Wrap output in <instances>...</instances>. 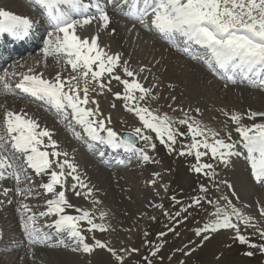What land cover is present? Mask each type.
<instances>
[{"label": "rangeland", "instance_id": "obj_1", "mask_svg": "<svg viewBox=\"0 0 264 264\" xmlns=\"http://www.w3.org/2000/svg\"><path fill=\"white\" fill-rule=\"evenodd\" d=\"M17 1H21L22 6H24L25 9L30 8L25 3L27 0H2V2L4 3L8 2V4L6 5H10L9 7L13 8L20 7ZM103 1L105 2V0ZM22 6L21 8L25 10ZM28 12H30V15L35 14V11L32 12L31 9H29ZM116 13L117 11H115V14ZM116 16L115 17L123 23V26H125L124 28L127 29H132L134 26L140 24V22H125L121 20V17L118 14H116ZM39 25L41 26L43 24ZM135 28L136 27H134V29ZM138 28L141 31L146 30V27L140 26ZM51 32L56 33L57 31L54 29ZM48 33L49 31L46 32L47 39L50 38V36H48ZM58 35L62 36L60 34ZM43 36L44 35L42 34L41 38H43ZM152 38L154 39L153 42L156 44L155 38L153 36ZM47 39L45 40L44 44H47ZM128 41H131V37L128 38ZM147 43L148 41L145 43L146 47H143L140 41H136V47L139 49V56L144 59H149L147 65H140L142 68L146 69L144 72L139 71L138 67L140 66L136 68L141 74L146 72L154 73L158 69V63L167 62V50H163L160 53H157L158 49H160V47L157 46L156 51H151L149 50V48H147ZM44 44L40 42V46L38 47L40 49L36 50L37 45L33 43V51L19 55V58H23L24 60L23 64L18 66L19 68L17 66L11 68L9 67V65L7 66L10 69L8 71L5 70L3 75H5L6 79L10 81H7L5 85L11 88V81L13 82L14 79L22 81L23 79L21 77L25 75H44L46 77V69L48 70V67H50L54 71L65 74L66 79L71 76H79V72H73L71 66L67 64L68 57L65 54L59 53L55 56L44 54L42 52ZM132 45H135V43L132 42ZM20 47L21 49H24L23 47L25 46ZM13 57H11L9 60H12ZM45 59L48 60V64L46 66L44 65ZM10 64L12 65V62H10ZM67 65L68 67H66ZM7 73H9L11 76L7 77ZM14 75L15 77H12ZM165 76L166 74H158V78L152 76L153 79H150L151 81H149V83L144 84L145 87L152 88L154 91L157 89V95H155L156 98H152V95H150L144 101H140L139 103L141 104V106L148 107L154 114L158 116L163 117L164 114H167L171 121L175 122L174 127L178 128L179 132L185 133L184 136L177 138V151L172 153H169L167 148L160 143L157 134L153 130L147 129L143 125V122L139 120V117H137L134 112H129L127 114L128 111L124 107V101L116 99L114 97L113 94L115 92L123 91V86L121 84L117 82L114 87H112L111 85L112 92H110V94L108 95L110 97H104L106 95V90H104L101 94V90L99 89V85L97 82L96 94L89 93V97L92 98L95 96H101L100 100L109 98L108 100L102 101V103L105 106L107 102L105 106L107 108V111H105V113L107 116H111V123L108 124V126L113 128V130L119 134V138L120 134L122 133L131 134L134 136V138H137V145L135 146L136 150L131 149L132 151L129 156H126V158L130 160L127 161L116 158L115 163H113L112 166L110 163L113 162L114 155H116L115 157H122L121 153H110L112 158L111 161H109L110 155L108 156V163H106V154L102 155L101 158L96 160L94 157H97L96 153H98V149L100 147H97L96 150V145L90 144L89 146H87V150L84 149L86 145H88V143H80L79 141L90 140L87 137L82 136L83 132L73 128L69 123V114L67 111L68 109L62 114H52L40 104L34 103L32 101V98L30 99L28 97V94H26L27 96L23 95L19 97L27 104V106L31 110H35L36 108H38V112H42L54 126V128H60L62 130L61 134L63 133V135L67 136L70 140L71 145L67 146L68 148L63 145L65 148L63 147V150L60 149L59 152L63 153L64 151V153H67L68 155L66 158L70 161V163L76 165L77 172L74 173V175H79L80 184L83 183V185H87V187L84 188L78 186L77 189L81 190V192H85V195H87L89 199L87 202L80 201L75 194L74 199L68 200L69 198L66 195L69 204H71L73 207L65 208L64 215H71L73 217L79 218L81 215H83L84 212H88L93 220V223L104 225V231H88L90 225H88L87 221H84L82 225L79 224V230L81 231L82 235L86 237L87 243L92 244L94 243V238L99 239L102 242L108 244L109 247L114 248L118 254L124 255V264H144L145 256H148L149 259H152L153 264H264V251H262L259 247L252 248L248 244L240 243L236 239L237 232L234 229H221L218 232L209 233L210 239L206 241H202V237L196 235V230L198 228H202L205 224L214 223L216 221V213L217 209L219 208L222 210V213H227L232 216L233 223H239V234L246 236L252 244H264V238L260 236V231L264 230V225L246 226L242 219L237 220L236 216L233 214V209H235L236 212H241L242 216L243 212L237 207V203H239L240 205V202L242 204L243 201L241 198L236 197L235 195L233 196V194L230 193L227 187L229 183H224L225 181H227V176L223 174V171L228 167H230L234 171L239 163L243 165V169L247 173L252 175L251 168L249 167L251 161L250 159L247 160V149L244 146L241 148V137L235 136V130L231 126L226 129L227 133L223 136L224 138L222 137V135H219L224 131H222L220 127L221 124L218 125L217 122L221 121V119H225L227 120V122L230 121L228 117L226 119V116L224 115L225 111L220 108L221 105L228 103V90L223 91V89H219L212 92L215 99L212 112H197L189 105L177 106L176 109H173L176 110L175 112L169 111V108L171 107H167L164 103V100L162 99V101H160V96H158L159 89L161 91L162 88L157 87L154 84L152 85V81L157 80L159 82L160 79L166 80ZM90 77L91 76H89L88 79L91 80ZM146 79L147 75L145 76V80ZM79 81L80 79L72 81L71 84L75 85L76 82ZM0 85L4 84L0 82ZM5 85L4 90L3 88L1 89L3 93L7 91V86ZM8 94L9 93H6L5 95L10 97L13 96ZM92 98H89L90 102L86 106L95 109L96 105L91 103ZM1 101L3 103L4 99H2ZM28 104L33 105L36 108L29 106ZM113 104H115V107H112ZM129 106H132L131 102H129ZM99 111L100 113H103V116L105 115L102 109L99 108ZM185 114H187L188 117H191L200 125L202 129L205 130V135L207 136L210 144L214 143L215 139L221 138L227 142L228 134L231 133L230 142H234L236 144L235 151L241 153V155L238 156V163L235 164V160L237 157L233 156L231 157V163L229 164V166L225 167L223 164L219 163V161H214L211 158L210 149H208L209 155L202 157L201 161L203 163L213 164V171H210L208 176L196 174L191 171V166L197 163L194 154L184 156L178 154L183 146L192 143V134L189 133L188 127L186 125H180L178 123L180 119L185 118ZM204 114H216L217 119L216 121L211 123L212 121L210 120L206 121V119L204 118ZM116 117H118V123H115L113 125V120H115ZM137 128H141L142 134L150 136L151 140L146 141L141 139L140 136L135 133V129ZM209 133H217L218 135L211 136ZM50 134L52 139L54 137V131L51 130ZM6 135L8 136V134L4 133L2 128H0V136L3 137ZM80 135L81 138L78 141V137H80ZM46 139L47 143L50 144L47 137H45V140ZM197 139L203 140L204 137L198 136ZM8 141V139L3 140L4 147H6V149L4 150V147L0 149V154L8 156L12 164L16 161L24 162L23 156L20 153L15 152L14 150H9ZM153 143L156 145L154 150L151 148V144ZM42 144L44 145V142ZM237 144L240 146V148ZM79 147L81 153H79L78 158L75 159L72 155V152L74 149H78ZM91 147H93V149ZM139 149H143L151 157V161L143 167L136 164V167H131L133 162H137L139 160V157L136 153V151H139ZM200 150L204 151L203 148H200ZM243 150H245L247 154ZM47 151L49 153L58 151V146L54 149L51 145H48ZM258 155L259 154L257 153L256 157H258ZM60 157L62 158V160L65 159L63 155H61ZM52 158L53 160L56 159V157L53 156ZM86 163L99 168L102 173L106 174L105 176L109 175L110 177H112L117 184L113 191L114 193H117V195H121L122 197L118 198L114 195H110L108 197L102 196V193L100 192L101 190L96 187V183L93 177L83 176V172L86 173L87 170L86 167H84ZM118 163H120V165L116 167L115 165ZM109 164L111 167L106 168L109 166ZM56 168L57 165L54 163L52 169L56 170ZM18 169L23 170V177L26 178L21 179L19 184H17V182L10 175L9 178L7 177V182H5V180L3 181L2 186L5 189L9 187L12 188V192L14 195L18 194L21 198H23L24 202H15L19 205H14L15 207L21 206L26 210L28 209L29 212H32V214L30 215L29 213L28 215L24 216V212L26 211H22L21 213H19L20 215L12 217L9 222V220L5 221L4 219L6 218V214H8L7 209L0 208V264H65L64 262L68 264H117L115 257L104 249H96L91 254L84 253L81 250H76L77 243L75 239L73 237L65 238L66 235L65 237H61L60 233H58V229H56L57 227L50 230L46 228V231L45 229L38 230L40 228L38 225H55L54 221H52L51 223L50 221L53 220L52 216L58 213L55 214L49 212L50 209L47 204L48 200L54 199L53 197L55 196V193H47L46 189L43 188L42 183L45 184L49 181L44 182V180H39V182L36 177L32 176L29 173L27 164L23 163L22 166H18ZM64 172H66L65 176L67 175V179L65 182L62 178V183H65V187L63 185L55 186L56 192H59L61 190L66 191L68 186H73L71 184H74V182L77 183V181L73 179V174L68 175L70 169ZM154 173H159V175L154 177ZM160 177L163 178L162 181ZM45 179L47 180L49 178ZM153 179H155L156 181L155 184L151 183ZM201 184L205 185L208 188L207 193L200 191ZM21 188L25 189L26 191L24 193H20L18 189ZM89 190L91 191L89 192ZM2 194L3 192L0 187V199L3 198ZM192 197H200L202 199V203L198 207L189 208L186 212L184 211V209L192 203ZM225 197L227 199H225ZM24 198L27 200V202ZM209 200L212 201L211 204L207 202ZM1 204L2 203H0V205ZM10 206L13 205H11L10 203ZM248 206L252 208L250 204H248ZM67 210L72 211V213L67 212ZM165 213H167V215H165ZM177 213H179V216H176ZM185 216H187V220H184ZM21 217L22 219H20ZM152 217H155V219H152ZM170 217H176V219L179 220L180 223H175ZM33 223L37 231L40 232H37L34 226L32 227ZM25 227L28 228V231H25ZM169 227H174L175 233H168L164 237H160L158 235L160 232H167ZM22 231H25V233L23 234ZM53 231H55L56 233H54ZM145 232L148 233L147 237H145ZM30 233L33 239L39 241L42 237H44L47 238V240H40L39 243H33L32 239H28ZM176 233H179V235H176ZM25 236L27 240L24 238ZM147 241H151V246L147 244ZM122 248H137L139 249V251L137 253H133L131 256H128L125 253H121L120 250ZM155 249H159V253L156 257H152L150 255V252L155 251ZM177 249H181L182 251H177ZM189 250H191V254L185 255L184 252H187ZM249 251L253 252L252 256L246 255V253ZM161 257H163V260H161Z\"/></svg>", "mask_w": 264, "mask_h": 264}, {"label": "snow or ice", "instance_id": "obj_2", "mask_svg": "<svg viewBox=\"0 0 264 264\" xmlns=\"http://www.w3.org/2000/svg\"><path fill=\"white\" fill-rule=\"evenodd\" d=\"M109 2L116 4L117 7H122L127 5L129 0H109ZM140 2H142V7L136 8L131 15L144 27L154 29L166 37H182L185 44L201 46L210 53V62H214L219 68L229 72L239 71L246 77L251 74L259 78L261 84L264 85V0H133L134 6ZM36 3L46 9L48 18L55 30L58 33H63L62 37L57 36L55 40L49 39L48 47L45 49L46 54H49L54 44L55 53H64L68 57L67 64L71 66L73 72H79V76L61 79V74L57 73L53 80H48L42 78V75H25L23 80L16 85V88L32 97L53 102L60 112H65L70 108L76 122L85 128L93 140L105 142L113 147L123 145L135 150V145L130 139L120 140L119 134L108 126L111 123V116L104 117L100 113L98 101H91L96 105L95 109L85 107L90 102L89 75H91L92 81L98 83L101 94L104 90L112 92V81H116L123 86V91L115 92L114 97L124 101L125 109L128 112H134L147 129H151L157 134L160 143L167 148L169 153L176 152L177 138L184 136L185 133L179 132L178 128L174 127L175 122L171 121L167 114H164L163 117L158 116L148 107L141 106L139 103L149 97L153 89L145 87L140 82L138 74L127 66V62L123 67L124 76L127 78L115 74V69L120 66L121 56L119 53L109 54L100 45L98 35L89 39L87 37L81 38L76 34L77 27L82 28L94 21H99L101 26L107 29L111 23L108 12L101 8L99 3L93 4L91 0L88 3H85V0H36ZM62 4L68 5L71 12L64 11L60 7ZM92 7H95L96 14L89 12ZM77 16L79 18H76ZM146 17H151L150 21L146 20ZM31 24L29 19L0 10V32L7 31L17 36L26 35ZM145 70V68H141L140 72ZM105 76L108 77L107 80L104 79ZM80 78L85 81L82 97L79 85L71 84L72 81ZM129 102L132 106H129ZM112 107H115V104ZM196 111L199 112L200 110L197 108ZM247 116L249 119L255 120L257 117H264V111L249 110ZM230 119L237 125L235 130L239 133L241 142L247 149L255 181L264 184V123L253 124L251 127L241 125L242 117L240 114H232ZM178 123L186 125L189 133L192 134V143L183 146L178 154L181 156L194 154L197 161L195 165L191 166V171L194 173L208 176L209 172L213 171V164L201 161L202 157L209 155L208 149H210L211 158L214 161H219L225 167L231 163V157L241 155L240 152L235 151V143L230 142L231 133L228 134L227 142L221 138L215 139L214 143L210 144L205 135V130L187 114ZM4 124L12 142V149L24 154L28 167L37 174L47 173L50 175L51 182L43 184V188L46 189L47 193H55L56 199L48 200L47 204L52 213L61 214L56 221L57 229L68 231L77 243L76 250L91 254L96 249H104L115 257L117 264H124L125 256L118 254L114 248L109 247L101 240L94 238V243H87L86 237L79 230L77 218L63 214L65 208L73 206L69 204L65 191L56 192L55 186H62V178L65 177L63 169L67 167L70 169L68 175H72L77 172V167L66 158L67 153L59 151L49 153L38 147L43 143V137L48 138L54 149L57 147L56 142L51 139L50 132L47 129L37 131L39 125L35 120L13 111L6 112ZM101 133H106V136L101 135ZM135 133L143 140H151L150 136L142 134L141 128L135 129ZM209 134L211 136L218 135L217 133ZM198 136L204 137V139L198 140ZM3 140L4 137L0 136V149L4 147ZM155 147L154 143L151 144L153 150ZM201 147L204 151L200 150ZM139 153L145 162L151 161V157L143 149H139ZM257 153L259 154L258 162ZM50 155L56 159L50 160ZM61 155L65 157L63 161L59 160ZM54 163L61 171H48L52 169ZM21 172L22 170L10 162L8 156L0 154V179H5L11 175L19 184L21 179L26 178L22 176ZM153 175L155 177L159 173ZM73 179L77 181L72 186L74 191L78 186L87 187V185L79 183V175H73ZM151 183L155 184V179ZM224 183L227 184V181ZM227 186L232 187L231 185ZM18 191L24 193L26 190L21 188ZM200 191L207 193L208 188L201 184ZM76 195H80V193L76 192ZM225 199L227 198L225 197ZM207 202L212 203L210 200ZM201 203L200 197H194L192 203L184 211L187 212L189 208L198 207ZM259 211L261 215H264V208ZM233 214L237 220L243 219L246 226H255L252 224L253 218H243L235 209H233ZM176 216H179V213ZM216 216L217 219L214 223L205 224L196 230V235L202 237V241L210 239L209 233H215L221 229H234L237 232L236 239L240 243L248 244L252 248L259 247L264 251V244H252L246 236L239 234V223H233L232 216L222 213L219 208ZM170 218L175 223H180L176 217ZM78 219L87 221L90 225L88 231L105 230L104 225L93 223L88 212H84ZM184 220H187V216L184 217ZM25 231H28L27 227H25ZM168 233H175V228L169 227L167 232H160L158 235L164 237ZM147 236L148 233L145 232V237ZM260 236L264 238V230L260 231ZM29 238L32 239L33 243H39L38 240L32 238L31 233ZM147 244L151 246V241H147ZM120 251L131 256L133 253H137L139 249L122 248ZM177 251L182 250L177 249ZM158 253L159 249H156L151 251L150 255L156 257ZM184 254L190 255L191 250L184 252ZM246 255L252 256L253 252L249 251ZM144 264H153V261L145 256Z\"/></svg>", "mask_w": 264, "mask_h": 264}, {"label": "bare ground", "instance_id": "obj_3", "mask_svg": "<svg viewBox=\"0 0 264 264\" xmlns=\"http://www.w3.org/2000/svg\"><path fill=\"white\" fill-rule=\"evenodd\" d=\"M88 2H90V0H85V3H88ZM91 2L93 4L99 3V6L108 12L110 19H111V23L108 26V28L105 29L101 26L99 21H94L92 24L86 25L82 28L77 27L76 34L79 35L81 38L87 37L89 39L98 35L100 45L106 51H108L109 54H115V53L120 54V56H121L120 66H118L115 69V74L121 75L122 78H127L124 76V73H123V67L125 65V62H127V66L131 70L133 69V71L138 74L139 78L141 76L140 82L143 84L149 83V81H151L150 79H153L152 76L157 77L158 74L159 75L160 74H166V76H165L166 80L160 79L159 82L157 80L152 81V85L154 84L157 87L162 88L161 91L159 89V95H158V96H160L159 97L160 101H162V99H163L166 106L171 107V108H169L170 109L169 111H174V112L176 110H173V109H176L177 106H181V105H183V106L189 105L195 111L198 108L200 110V112H202V111L212 112L213 108H214V101H215L214 94L212 92L214 90H219V89H223V91L228 90V92H229L227 95L228 96V103L223 104L220 107L225 111L224 115L226 116V119H227V117L230 119V116L232 114H240L242 117V119L240 121L241 125L251 127L253 124L264 123V117H257L255 120H252V119H249L247 116V113L249 112V110H251V111H264V92L259 87V85L253 84L254 81L249 82L248 79L246 77H244V75L241 74L239 71L233 72L234 76L232 79H230L229 75L227 74V72L224 69L219 68V66L216 65L214 62H210V60H209L210 53L206 49L202 48L201 46L194 45V44H185L184 38H183L184 46L186 48H188L191 52H196L197 50L202 51L201 54L199 56H197L195 61H188V60L184 59L181 55L178 54V52L176 51L177 48L176 49H168L167 46H165L163 43H159L157 40H155L156 44H157L156 45L153 42L154 39L151 38L149 35V33H151V34L154 33V31L152 29L146 28L147 34L143 33V31H141L138 27H136L135 29L133 28L132 29L133 31L130 30V31H132V32H130L129 29L124 28L123 25L121 24V22L115 17V11H117V10H115L111 5H109L108 3L107 4L104 3L102 0H91ZM129 2H132L131 7H134L133 0H129ZM17 3L19 4L20 7H14L13 8V7H9L10 5L9 6L6 5V4H8V2L4 3V2H2V0H0V10L11 12L14 15L21 16V17H24V18L32 21V19H31L32 15H30V12H28L29 8L25 9L24 6H22L21 1H17ZM9 4H11V3H9ZM11 6H13V5H11ZM21 6L25 10H23L21 8ZM127 6H130V3H128L126 6H124L123 9H127ZM30 7H34V6L30 5ZM60 7L64 11L71 12V9L69 8L68 5L62 4V5H60ZM140 7H142V3L140 5ZM89 12L92 14H96V10H94V7L90 8ZM76 18H79V16H77ZM35 19L40 20L41 18H40V16L35 15ZM35 19H34V21H35ZM143 34H145L146 36L144 37ZM49 36L51 39L55 40V38L59 35L55 34V33L54 34L50 33ZM60 37H62V36H60ZM130 37H131V41H128V38H130ZM50 38H48L47 41H49ZM146 39H148V40H146ZM169 39H171V37H169ZM136 41H140L141 45L143 47H146L145 43L148 41V43H147L148 47L147 48H149V50H151V51H156L157 46H159L160 49H158L157 53L158 52L160 53L163 50L164 51L167 50V62L158 63L157 64L158 69L154 73L153 72L152 73L146 72L143 74L139 73L136 68L138 66H140L141 64L147 65L149 62V59L145 58L146 59L145 60L144 58H141V56H139V54H138L139 49L136 47ZM132 42H134L135 45H132ZM46 47H48V45L44 44V48L42 49V52L44 54H46V52H45ZM23 48L24 49H21V47L18 45L17 47L14 48L13 53L10 56H8L9 57L8 62L9 63L12 62L11 67H16V66L18 67L21 64H23L24 60H23V58H19V55L34 50V46H32L30 49H25V47H23ZM47 55H49V56L58 55L57 53H55V45L54 44L52 45V48H51L49 54H47ZM11 57H13L12 60H9ZM45 58H46V56H45ZM47 61L48 60L45 59V61H44L45 66L48 64ZM201 61H202V63H201ZM66 67H68V65ZM141 68H142L141 66L138 67L139 71ZM166 70H167V72H166ZM6 71H8V69ZM46 72H47V75L44 79L53 80L57 73L61 74V79H66L65 74H62L61 72L54 71L50 67H48V70L46 69ZM146 75H147V79L145 80ZM10 76L11 75L9 73H7V77H10ZM89 76H91V75H89ZM142 76H144V77H142ZM12 77H15V75ZM107 78L108 77L105 76L104 79L107 80ZM82 79L80 78V81L76 82V84H75V85L78 84L79 88L81 89V93H80L81 97L83 96L82 89L85 86V81H84V79L83 80ZM88 80H90V79H88ZM13 82L15 83V85L18 84L17 79H14ZM116 84H117L116 81H112V87H114ZM224 85H225V87H224ZM88 88H89V93L96 94V90H97L96 81L90 80L88 82ZM6 90L11 91V89H9V87H6ZM156 91H157V89L155 91L154 90L152 91V93H151L152 98H156V96H155V95H157ZM18 92L22 93L20 95H24V93L21 92L20 90ZM109 94H110V92H108L106 90V95L104 97L106 98ZM100 97L101 96H99V97L95 96L93 98L92 97H89V98H92V100L98 101L99 108L102 109L103 112L105 113V111H107L106 110L107 108L105 107L107 102L104 106L102 101L108 100L109 98H107L105 100H100ZM104 97H102V98H104ZM108 97H110V96H108ZM2 99H4L3 103L1 101ZM41 100H43V99H41ZM48 102H50V101H48ZM29 106L35 107L33 105H29ZM85 107H87V106H85ZM87 108H91V107H87ZM94 108H95V106H94ZM7 111L22 113L27 118L35 120L39 125V128L37 129V131L47 129L50 132L51 130H53L54 131V137L52 138V140L56 142V144L58 146V151H60V149L63 150L64 146H66V148H68L67 146L71 145L68 137L63 135V133L61 134L62 130L60 128L55 129L54 126L50 123V121L45 117V115L42 112H38V108H36L35 110H31L27 106V104L23 100H21L20 98L10 97V96L3 95L2 93H0V128H2L4 133L7 134L6 127L4 124V117H5ZM128 113L129 112H127V114ZM226 113H227V115H226ZM104 116H107L106 113ZM117 118L118 117H116L115 120H113V125L115 123H118ZM127 118H129V117H127ZM204 118L206 119V121L210 120V121H212L211 123H213L214 121H216L217 116H216V114H204ZM68 121L72 125L73 128L77 129L78 131L83 132L82 136L87 137L94 144L99 145L100 148L102 146H105V142L93 140L88 135L85 128L76 122L71 109H70V113L68 116ZM131 123H132V121H131ZM217 123H218V125L221 124L220 127H221L222 131H224L222 134H219V135H222V137L227 133L226 129L228 127L231 126L234 130L237 127V125L231 119L228 122L225 119H221V121H218ZM178 126H179V124H178ZM101 135L106 136V133H101ZM235 136H240L239 133L236 132V130H235ZM3 137H4V139L9 140L8 141V144H9L8 148L10 151L11 150L13 151V149L11 147L12 142H11L9 136L6 135ZM43 138H42V140H43ZM76 139H77V137H76ZM78 141H79V137H78ZM94 144H92V145H94ZM106 145H107V143H106ZM38 147H40V149L43 151H47V148L45 145H43V146L39 145ZM238 147L240 148L239 145H238ZM115 148L117 149V152L121 153L122 157L129 156V154L132 151L131 150L132 148L126 147V146H124L123 148L121 146L115 147ZM3 149L5 150L6 147H4ZM84 149L87 150L88 149L87 146ZM243 151H245V150H243ZM63 153H64V151H63ZM79 153H81L80 147L78 149H74L72 152V155L75 159H77ZM136 153L139 157V160L137 162L136 161L133 163L131 162L132 163L131 167L132 166L136 167L135 164L143 167L148 162H145L141 158L139 151H136ZM246 154H247V152H246ZM21 155L23 156L24 162L16 161L13 163V165H16L18 167V166H22L23 163L27 164L25 162L24 154H21ZM236 157L237 158L235 160L236 161L235 164L238 163V156H236ZM74 158H72V159H74ZM111 158L112 157L110 155L109 161H111ZM59 160L63 161L61 157H59ZM88 163H86L84 166V167H86L87 170H86V173L83 172V176L93 177V179L95 180V183H96V187H98L99 190H101L100 192L102 193V196L108 197L110 195H114L118 198L122 197L121 195H117V193H114V191H113V189L117 186L114 179L112 177H110L109 175L105 176L106 174L102 173V171L99 168H96V166L94 167L91 164L89 165ZM58 168L59 167L57 166L56 170L50 169L48 171L49 172L50 171H57V172L61 171V169H58ZM27 169H29V173L32 176L36 177V179L38 181L44 180V182H48V181L51 182V177L49 174H47V173L37 174L33 169L28 167V165H27ZM146 169H148V168H146ZM66 170H68V168L63 169V171H66ZM149 170H151V169H149ZM64 173H66V172H64ZM145 173H147V172H145ZM22 174H23L22 176H24L23 172H22ZM223 174L227 176V183H229L228 185L232 186L231 188H229L227 186L230 193H232L233 196L235 195L236 197L241 198L243 201L242 204L240 202L241 206L239 205V203H237V207L240 210H242V212H243L242 217L243 218H248V217L253 218L252 224H254L255 226L264 225V215H261L260 211H259L261 208H264V184H260V183L256 182L253 175L247 173L243 169V165L241 163L238 164V166L236 167V169L234 171L230 167L226 168L223 171ZM9 176H8V178H9ZM66 176L63 178L64 182L67 179ZM45 178H49V179L46 180ZM162 179L163 178H161V181H162ZM4 180H5V182H7V178L0 179V187H1L2 192H3V194H2L3 198L0 199V203H2L0 205V208L7 209L8 214H6V216H5L6 218H4L5 221L9 220V222H10V219H12V217H14L16 215H20L19 213H21L22 211H26V212H24L25 213L24 216L28 215L29 213L31 215L32 212H29L28 209L26 210L21 206L15 207V206H19L15 202H18V203L24 202L23 198H21L18 194L14 195L12 192L13 191L12 188L9 187V188L5 189L2 186V183ZM71 185H73V184H71ZM161 185H162V183H161ZM81 188H84V187H81ZM76 192L80 193V195H77L78 200L84 201V202L88 201L89 198L87 195H85L86 194L85 192H83V191L81 192V190H79L77 188L74 191L72 186H68V188L66 189V195L69 198L68 200L74 199ZM0 197H1V195H0ZM123 198H124V196H123ZM25 201L27 202L26 199H25ZM10 203L13 206H10ZM248 204H250L252 206V208H250L248 206ZM67 212L72 213V211H70V210H67ZM238 213L241 214V212H238ZM63 214H65V213H63ZM38 215H42V214H38ZM2 216H4V215H2ZM24 216H22V217H24ZM22 217L20 219H22ZM56 220L57 219H55V221H54L55 225H53V226H50L47 224L46 225H38L40 227L38 230L45 229V231H46V228L48 230L55 229L56 228ZM242 221H243V219H242ZM77 222H78V225L79 224L82 225V223H84L83 220H78V218H77ZM37 223H39V222H37ZM36 227H37V225H36ZM34 228H35V226H34ZM6 232H7V230H6ZM53 232L56 233L55 231H53ZM58 233H60L61 237H65V235H66L65 238L71 237L67 230H58ZM40 240L45 241V240H47V238L42 237ZM64 263L68 264L66 262H64Z\"/></svg>", "mask_w": 264, "mask_h": 264}, {"label": "water", "instance_id": "obj_4", "mask_svg": "<svg viewBox=\"0 0 264 264\" xmlns=\"http://www.w3.org/2000/svg\"><path fill=\"white\" fill-rule=\"evenodd\" d=\"M124 139H127V140H129V139H130L132 142H135V141L133 140L132 136H128V137H127V136H125V137H124Z\"/></svg>", "mask_w": 264, "mask_h": 264}]
</instances>
